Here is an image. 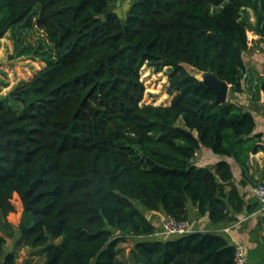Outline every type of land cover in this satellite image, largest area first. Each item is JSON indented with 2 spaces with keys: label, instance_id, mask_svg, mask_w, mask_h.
Returning a JSON list of instances; mask_svg holds the SVG:
<instances>
[{
  "label": "trees",
  "instance_id": "trees-1",
  "mask_svg": "<svg viewBox=\"0 0 264 264\" xmlns=\"http://www.w3.org/2000/svg\"><path fill=\"white\" fill-rule=\"evenodd\" d=\"M127 1L122 16L117 0H0V38L34 25L46 39L17 51L43 68L0 97V264H15L5 237L16 233L42 250L39 264H234L217 235L146 240L155 227L142 210L187 220L190 203L214 224L241 211L224 188L229 165L193 159L204 147L245 166L264 142L249 112L216 104L187 68L242 93L246 32L264 41V0ZM144 63L170 67L168 105H139ZM255 90L264 93V77ZM127 241L130 260L120 261Z\"/></svg>",
  "mask_w": 264,
  "mask_h": 264
},
{
  "label": "crops",
  "instance_id": "crops-1",
  "mask_svg": "<svg viewBox=\"0 0 264 264\" xmlns=\"http://www.w3.org/2000/svg\"><path fill=\"white\" fill-rule=\"evenodd\" d=\"M259 39L260 37L255 35L253 41L248 44V50L243 54L245 64V74L242 79L243 92L235 94L228 90L226 100L236 103L253 116L255 122L253 134L260 135L262 143L264 142V93H259L257 96L255 90L257 79L264 77V41ZM170 100L171 98L169 102ZM220 161H225L230 167L232 179L223 184L226 191L231 187L235 188L242 202L241 211L235 212L232 207H229L228 216L230 219L214 224L207 215H199L196 208L188 203L186 205L189 223L188 233L217 235L229 246L236 248V246L241 245L244 250V264H264V207L260 205L252 193L253 187L264 184V178L261 176L262 168H264V151L259 150L250 153L245 166H240L231 157L213 154L204 147H200L196 151L193 159L195 165L209 167L212 171ZM142 211L155 227L153 234L146 237V240L167 241L174 239L173 236L162 230V221L166 218L164 215L157 212ZM14 238L15 240H13ZM14 238H10L12 247L8 248L6 252L16 253L17 251L19 254L25 250L24 248H28L23 246L17 250L16 240L17 238L21 240V237L16 233ZM26 262L24 264H27Z\"/></svg>",
  "mask_w": 264,
  "mask_h": 264
},
{
  "label": "rangeland",
  "instance_id": "rangeland-1",
  "mask_svg": "<svg viewBox=\"0 0 264 264\" xmlns=\"http://www.w3.org/2000/svg\"><path fill=\"white\" fill-rule=\"evenodd\" d=\"M127 0H120L119 5L112 6L114 10L120 13L122 16L126 10ZM240 18L251 25L255 21L254 14L251 9H244ZM247 41L251 43L255 34L253 31L246 32ZM39 41L46 42L45 34L39 28L34 25L30 28H18L13 37L11 31H8L2 38H0V97H4L8 92L14 89L16 86L20 85L23 81H28L31 79L35 73L43 68L44 63L38 58H32L33 55H23L18 56L17 51H20L23 48H35ZM17 46V47H16ZM145 66L149 69L150 77L144 79L143 86L144 92L142 100L144 102L139 103V105L152 104V105H162L166 106L169 102V99L172 97L166 93L168 86V73L170 67L162 66L157 70V65H148L144 63ZM188 72L195 77L199 78L202 73H198L187 68ZM141 78V76L139 75ZM150 91L146 92V90ZM164 95L165 99L161 102L155 104V100L158 96ZM4 107L8 109L15 110V107L12 104H4ZM15 240V238L13 239ZM17 238V250L20 247L23 248L21 240ZM6 250L12 247V240L6 238ZM53 244H58L59 240H52ZM132 241H127L119 245L121 251L118 255L120 261H127L129 258V251L132 248ZM25 250L22 253L16 251L15 264H24L27 260V264H39L42 259V250H32L30 248H24Z\"/></svg>",
  "mask_w": 264,
  "mask_h": 264
},
{
  "label": "built area",
  "instance_id": "built-area-1",
  "mask_svg": "<svg viewBox=\"0 0 264 264\" xmlns=\"http://www.w3.org/2000/svg\"><path fill=\"white\" fill-rule=\"evenodd\" d=\"M252 193L262 207H264V184H258L252 188ZM162 230L173 237H181L189 232L187 220H178L166 217L162 221ZM234 264H244V250L241 245L236 246L234 252Z\"/></svg>",
  "mask_w": 264,
  "mask_h": 264
},
{
  "label": "water",
  "instance_id": "water-1",
  "mask_svg": "<svg viewBox=\"0 0 264 264\" xmlns=\"http://www.w3.org/2000/svg\"><path fill=\"white\" fill-rule=\"evenodd\" d=\"M119 3L120 0H117L116 5H119ZM198 79L215 93L216 104H223L226 101L229 85L219 80L217 76L210 71V69L202 73Z\"/></svg>",
  "mask_w": 264,
  "mask_h": 264
}]
</instances>
